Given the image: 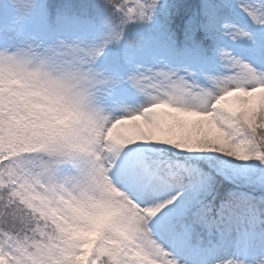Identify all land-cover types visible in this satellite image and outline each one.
Returning a JSON list of instances; mask_svg holds the SVG:
<instances>
[{
	"label": "snow or ice",
	"instance_id": "snow-or-ice-1",
	"mask_svg": "<svg viewBox=\"0 0 264 264\" xmlns=\"http://www.w3.org/2000/svg\"><path fill=\"white\" fill-rule=\"evenodd\" d=\"M0 264H264V0H0Z\"/></svg>",
	"mask_w": 264,
	"mask_h": 264
}]
</instances>
